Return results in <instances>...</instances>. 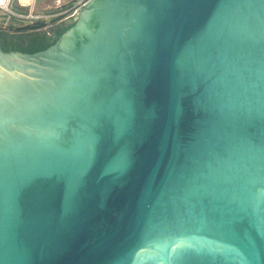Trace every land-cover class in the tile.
Wrapping results in <instances>:
<instances>
[{"label": "water", "instance_id": "water-1", "mask_svg": "<svg viewBox=\"0 0 264 264\" xmlns=\"http://www.w3.org/2000/svg\"><path fill=\"white\" fill-rule=\"evenodd\" d=\"M59 25L0 43V264H264V0Z\"/></svg>", "mask_w": 264, "mask_h": 264}, {"label": "trees", "instance_id": "trees-1", "mask_svg": "<svg viewBox=\"0 0 264 264\" xmlns=\"http://www.w3.org/2000/svg\"><path fill=\"white\" fill-rule=\"evenodd\" d=\"M24 8L22 7L20 9L22 12H19L26 14L29 10L25 11ZM16 23H20L19 19L12 16L8 19L6 27H0V43L4 51L35 53L45 50L56 42L57 37L54 32L62 34L70 26L59 25L44 30L47 25L44 20H38L32 25H24L21 22L19 27Z\"/></svg>", "mask_w": 264, "mask_h": 264}, {"label": "rangeland", "instance_id": "rangeland-1", "mask_svg": "<svg viewBox=\"0 0 264 264\" xmlns=\"http://www.w3.org/2000/svg\"><path fill=\"white\" fill-rule=\"evenodd\" d=\"M85 1L86 0H48L46 5H38L36 12L35 9L34 12L39 15H45V18H43L42 20L46 21L47 23L44 30H48L60 23L69 20L73 17L74 14L76 15V11L80 8V5L83 4ZM22 7L23 6H21L18 0H13V9L21 11L20 9ZM24 10L28 11L29 8L26 7L24 8ZM8 19V16H5L2 12H0V27L6 26Z\"/></svg>", "mask_w": 264, "mask_h": 264}, {"label": "built area", "instance_id": "built-area-1", "mask_svg": "<svg viewBox=\"0 0 264 264\" xmlns=\"http://www.w3.org/2000/svg\"><path fill=\"white\" fill-rule=\"evenodd\" d=\"M12 3L13 0H0V12H2L5 16H8L9 18L13 16L19 19V22L20 23L23 22L24 25H32L38 20H42L43 18H45V15L36 14L34 12L33 6H30L29 11L26 14H22L21 12L12 8ZM20 23H16V26L19 27L21 25ZM1 27H6V26H1Z\"/></svg>", "mask_w": 264, "mask_h": 264}, {"label": "crops", "instance_id": "crops-1", "mask_svg": "<svg viewBox=\"0 0 264 264\" xmlns=\"http://www.w3.org/2000/svg\"><path fill=\"white\" fill-rule=\"evenodd\" d=\"M18 2L21 4L23 7H28L33 6L36 12V9L38 8V5H46L48 0H18ZM33 3V5H32ZM37 4V5H36Z\"/></svg>", "mask_w": 264, "mask_h": 264}]
</instances>
